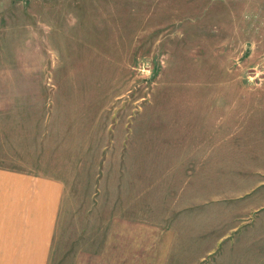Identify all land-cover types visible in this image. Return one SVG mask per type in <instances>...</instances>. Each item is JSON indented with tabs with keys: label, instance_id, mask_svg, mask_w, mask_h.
<instances>
[{
	"label": "rangeland",
	"instance_id": "374dc122",
	"mask_svg": "<svg viewBox=\"0 0 264 264\" xmlns=\"http://www.w3.org/2000/svg\"><path fill=\"white\" fill-rule=\"evenodd\" d=\"M0 166L48 264H264V0H0Z\"/></svg>",
	"mask_w": 264,
	"mask_h": 264
},
{
	"label": "crops",
	"instance_id": "0c3cea01",
	"mask_svg": "<svg viewBox=\"0 0 264 264\" xmlns=\"http://www.w3.org/2000/svg\"><path fill=\"white\" fill-rule=\"evenodd\" d=\"M64 184L0 166V264H48Z\"/></svg>",
	"mask_w": 264,
	"mask_h": 264
}]
</instances>
